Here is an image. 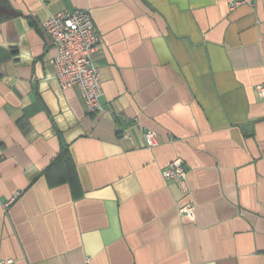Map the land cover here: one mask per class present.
Masks as SVG:
<instances>
[{
  "label": "crops",
  "instance_id": "obj_1",
  "mask_svg": "<svg viewBox=\"0 0 264 264\" xmlns=\"http://www.w3.org/2000/svg\"><path fill=\"white\" fill-rule=\"evenodd\" d=\"M63 9L98 33V112L55 78L41 21ZM261 82L264 0H0V259L264 264Z\"/></svg>",
  "mask_w": 264,
  "mask_h": 264
},
{
  "label": "built area",
  "instance_id": "obj_2",
  "mask_svg": "<svg viewBox=\"0 0 264 264\" xmlns=\"http://www.w3.org/2000/svg\"><path fill=\"white\" fill-rule=\"evenodd\" d=\"M230 9L240 5H253L254 0H225ZM42 30L50 37L55 55L51 62L55 69V78L62 88L77 86L84 100L86 110L94 113L102 110L103 95L99 72L94 65V57L99 48V36L87 9H63L49 15L41 21ZM264 100V82L256 84ZM121 137L130 139L125 130ZM147 147L157 145V134L152 129L143 132ZM186 168L180 157L173 158L162 169L165 179L174 180L182 192L187 191ZM194 205L184 203L178 207L179 213L193 218ZM88 258L83 264H88ZM12 259H0V264H11Z\"/></svg>",
  "mask_w": 264,
  "mask_h": 264
}]
</instances>
